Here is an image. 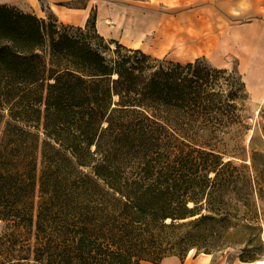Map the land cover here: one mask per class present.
Here are the masks:
<instances>
[{
  "label": "trees",
  "instance_id": "1",
  "mask_svg": "<svg viewBox=\"0 0 264 264\" xmlns=\"http://www.w3.org/2000/svg\"><path fill=\"white\" fill-rule=\"evenodd\" d=\"M92 23L96 16L62 31L0 6V123L9 112L0 264H160L251 241L263 227L236 218L264 181L242 169L262 176L264 148L253 137L244 156L252 164L238 165L208 141L228 70L161 59L99 33L96 43ZM246 254L240 260H260Z\"/></svg>",
  "mask_w": 264,
  "mask_h": 264
},
{
  "label": "rangeland",
  "instance_id": "2",
  "mask_svg": "<svg viewBox=\"0 0 264 264\" xmlns=\"http://www.w3.org/2000/svg\"><path fill=\"white\" fill-rule=\"evenodd\" d=\"M67 6L70 7H84L88 0H64ZM113 3L123 4L126 6H138V12L143 14L146 19L155 16L156 21L159 22V28H165L169 31V38L163 40L162 36L157 37L156 32H145L142 34L141 41L137 42L143 48V51L161 59L168 61L189 63L201 62L203 65L211 69H227L228 73L222 75L219 79V84L216 90H222L223 108L214 110L212 112L213 137L209 133L202 132L204 135L199 139H208L210 147L223 153L224 161L233 160L238 165L247 163L252 164L251 157H244L249 152L252 138L255 137V143L260 148H264V109L254 103L249 96L248 91L243 85V80L237 71V60L232 54L225 50L219 49L214 45L213 41L216 40L217 35L222 33V28L225 25V12L220 5L216 2L214 5L210 0H202L203 8L195 15L191 7L195 8L200 4L199 0H188L186 4L177 6V8H165L160 5L153 6L149 0H108ZM176 2L177 0H170ZM0 6L14 7L16 9L22 8L28 12L39 15V18L45 19L48 22L52 21L57 23L62 31L63 26H74L61 22L55 15L45 9V4L42 6L37 0H0ZM216 6V7H215ZM214 7V8H212ZM43 8L45 13L41 12ZM182 8L187 9V13L183 18H175L173 14L179 13ZM212 9V10H211ZM140 10V11H139ZM21 11V10H20ZM97 12V11H95ZM93 12L92 15L96 16ZM182 12V11H181ZM164 13H168L164 15ZM147 22V20H146ZM117 23V22H116ZM122 28V24H115ZM78 27V26H74ZM90 30L94 36V41L100 43L98 36V27L91 24ZM158 31V30H157ZM125 32V31H123ZM126 35L130 36L126 33ZM132 36V35H131ZM110 39V38H106ZM124 43L128 46H136L132 41L124 39ZM221 91V92H222ZM8 110H5V118L0 123V142L8 119ZM203 140V141H204ZM200 141V140H199ZM200 143V142H199ZM236 154L243 155L242 157H234ZM28 159H37L39 163L42 157H23ZM259 169H264V157L257 159ZM41 167V164H40ZM60 173L67 172L66 170L58 171ZM246 176L251 177L254 183L264 181L263 175L258 177L256 174L252 175L249 168L242 169ZM264 183V182H263ZM252 205L243 208L239 213L241 221L249 222L254 225L262 226L263 229L252 232V240L248 243L242 244L236 242L235 245L225 249L224 251H216L214 256L216 258L226 257L229 260L240 259V254L243 250L247 251L246 257H255L264 259V194L252 191ZM238 221V220H237ZM6 223L0 221V235L7 232ZM241 238L238 236V239ZM239 241V240H238ZM200 253L198 250L189 252L187 258L190 259ZM24 264H34L25 262Z\"/></svg>",
  "mask_w": 264,
  "mask_h": 264
},
{
  "label": "crops",
  "instance_id": "3",
  "mask_svg": "<svg viewBox=\"0 0 264 264\" xmlns=\"http://www.w3.org/2000/svg\"><path fill=\"white\" fill-rule=\"evenodd\" d=\"M40 6L45 4V9L55 15L61 22L74 26L84 27L93 12L96 13V26L98 33L105 38L118 40L124 43V39L132 41L136 46L132 48L142 49L137 44L141 41L142 34L145 32H156L157 37L162 36L165 41L169 38V31L165 28H159L160 21H156L152 16L146 19L143 14L138 12V6H126L113 3L108 0H88L84 7H70L64 0H37ZM188 0H149L155 6L160 5L167 8H177L186 4ZM208 0H206L207 2ZM214 5H220L225 12V25L222 33L217 35L214 45L221 50L236 57L237 71L239 72L246 90L254 103L264 109V0H210ZM195 8L191 7L195 15L199 14L205 6H202V0ZM216 2V4H215ZM216 7V6H215ZM17 8V7H16ZM214 8V7H212ZM22 12L32 13L22 8ZM212 10V9H211ZM45 10L41 8V12ZM140 11V10H139ZM182 11V12H181ZM179 13L173 14L175 18H183L187 9L182 8ZM35 14V13H33ZM79 16L80 21L66 20L62 15ZM168 13H164L167 15ZM37 15V14H36ZM40 17L39 15H37ZM111 20L113 25L105 24V21ZM147 20V22H146ZM120 22L122 28L115 24ZM158 30V31H157ZM125 31V32H123ZM129 34L130 36L126 35ZM132 35V36H131ZM127 45V44H125ZM128 46V45H127ZM254 262H245L240 259L229 260L226 257L216 258L214 254L202 253L193 258L181 260L172 256L164 259L160 264H256ZM143 264H154L144 262Z\"/></svg>",
  "mask_w": 264,
  "mask_h": 264
},
{
  "label": "bare ground",
  "instance_id": "4",
  "mask_svg": "<svg viewBox=\"0 0 264 264\" xmlns=\"http://www.w3.org/2000/svg\"><path fill=\"white\" fill-rule=\"evenodd\" d=\"M62 16H63L66 20H70V21H80V20H79L80 18H78L79 16H71V15H64V14H63ZM105 24L111 26V25L114 24V22L111 21V20H108V21H105ZM256 264H264V259H260V260H258V261L256 262Z\"/></svg>",
  "mask_w": 264,
  "mask_h": 264
}]
</instances>
